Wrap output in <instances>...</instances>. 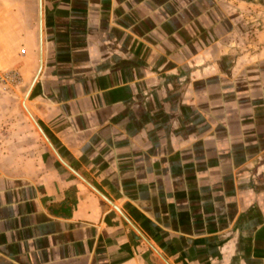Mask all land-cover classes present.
<instances>
[{"label":"crops","instance_id":"1","mask_svg":"<svg viewBox=\"0 0 264 264\" xmlns=\"http://www.w3.org/2000/svg\"><path fill=\"white\" fill-rule=\"evenodd\" d=\"M15 1L0 264H264V0Z\"/></svg>","mask_w":264,"mask_h":264},{"label":"rangeland","instance_id":"2","mask_svg":"<svg viewBox=\"0 0 264 264\" xmlns=\"http://www.w3.org/2000/svg\"><path fill=\"white\" fill-rule=\"evenodd\" d=\"M0 1V42L4 47L15 43L21 35L22 25L19 17L21 3H17L15 0ZM30 10H33V8ZM2 54L9 56V48L2 51ZM3 78L9 79L6 75Z\"/></svg>","mask_w":264,"mask_h":264}]
</instances>
